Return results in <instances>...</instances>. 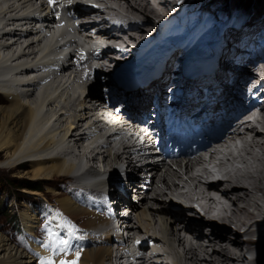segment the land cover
I'll return each instance as SVG.
<instances>
[{
    "label": "bare ground",
    "instance_id": "6f19581e",
    "mask_svg": "<svg viewBox=\"0 0 264 264\" xmlns=\"http://www.w3.org/2000/svg\"><path fill=\"white\" fill-rule=\"evenodd\" d=\"M4 1L6 3L0 10V22L3 24L0 27V44L8 35L15 36L16 40L3 46L11 56L9 64H6L7 61H4V65L1 63L0 51V74L13 70V77L0 79V160L3 159L0 161V169L18 173L16 176L24 179V183H27L26 179L37 182L59 179L73 183V188L90 189L94 196L103 197L98 187L100 184L88 186L83 182L84 173L74 171L76 166L86 163L84 159L88 163L87 173L97 172L98 176H103L107 167L111 183L110 195L118 199L117 202L111 200L110 203L121 217L123 232H127L115 234L113 228L109 227L104 235L99 234L102 226L108 224L109 220L106 212L101 211L97 198L90 205L87 199H76L74 190L61 194L58 206L62 213L68 214V223L73 227L72 235H69L70 230L66 232L64 229L60 213L53 216L51 230H60L69 239L67 259L75 260L74 253L79 251L77 264H264V114L259 120L262 128L245 130L240 135V145L229 151L232 158L241 163L240 166L231 163L230 167L219 166L216 171L207 165L202 166V176H214L215 179L209 183L198 179L190 184L185 196L189 201L196 202V207L195 204L184 205L167 192L181 187V182H188L186 176L193 177L191 164L174 168L165 162H158L137 168L127 157V179L123 180L118 169L119 159L122 161L123 156L122 153H113V138L107 136L101 139L97 136L94 139L97 142L92 146L91 142H87L90 133L95 131L92 130V125L102 121L100 117L103 112L100 116L97 113L100 104H95L93 98L101 96L102 90L108 85L100 80V73L111 71L108 67H112L115 61L110 59L114 58L113 54L120 53L127 58L131 53L128 58L130 62L135 56L136 45L152 38L156 42H163L162 51L179 53V46L172 35L174 25L188 23L191 16H185L184 12L196 10L201 0L199 3L189 0L190 5L182 9L179 4L184 0H96L107 11L97 8L93 15H88V11L80 10L79 16L89 18L79 25L81 31L96 32L103 39L100 41L92 34L86 35L88 42L94 44L91 48L93 52L101 49L97 57L100 60L98 73L89 69L87 60L76 62V50L69 59H64L61 54L49 55L48 58L47 55L39 56L43 47L38 38L42 34L33 25V17H28L31 22H15L26 19L18 17L27 13L37 1ZM46 1L40 0L42 6L39 8L47 12V17L52 18V12H49L53 8L52 4ZM194 1L195 5L191 4ZM79 6L81 5L78 4L77 7ZM106 12L111 15L105 16ZM132 15L134 18L141 17L138 21H131ZM242 15L237 17V21H232L235 19L233 18L229 26L221 30L223 44L219 63L211 78L218 82V88L223 92L229 82L239 75L240 67L249 55L260 53L264 44V37L255 41L259 29L264 27V4L238 21ZM164 19L168 21V26L161 31L157 24L158 20ZM18 25H25L26 28L22 29ZM253 30L255 36L250 34ZM20 38L28 40L22 41ZM161 58V71L167 73L160 74L159 85L155 84V90L143 84L145 88L128 92L125 87H121L122 82L119 81L110 87L118 90L112 96L113 99L107 98L108 102L113 104L115 97L122 101L126 98L124 103L127 102L128 106L121 107V113L127 116L135 114L142 107H149L156 92L161 91L162 98L168 95L175 97L183 82H193L183 81L174 73L176 54ZM60 62L64 63L60 65ZM59 65L61 71L72 70L74 78L82 74V78L84 76L90 79L85 86L86 95L81 91L68 98V88H63L62 84L61 89L48 91L43 98L37 97L35 90L39 82L26 75L45 68L49 69L47 76L53 75L55 78L58 77V71L52 68ZM82 65L88 69L83 70ZM248 76L254 75L250 73ZM42 80L43 77H40L39 81ZM137 82L141 83V80L138 79L135 83ZM199 87L200 85L193 84L188 91L184 89L182 93L187 91L197 97ZM204 96L203 94L201 99H205ZM118 105L114 107L118 108ZM44 110L46 112L42 116ZM247 132L252 134L247 136ZM59 145L60 153H52L54 147ZM69 157L78 161L69 162ZM25 161H28L27 164ZM23 165L27 169L22 170ZM101 165L104 169L99 168ZM111 169L115 171V176L110 172ZM137 171L139 173L136 174ZM20 190L26 193V197L41 195L40 191L32 189ZM81 193L85 196L87 191L81 190ZM132 196L139 200L132 199ZM24 205L25 209L21 211L23 224L34 234L38 226L36 208L32 204ZM127 208L134 214V221L133 215L126 219L122 213ZM74 215L83 216L87 225H80L72 219ZM196 216L203 218L196 219ZM81 226L85 229L80 228ZM90 232L92 234L89 235ZM36 239L31 240V245L58 264L59 255L44 249ZM133 239H142L143 246L136 248L134 242V245L131 244ZM112 241L118 243L117 247L111 245ZM0 264H37V260L28 249L19 248L10 238L0 233Z\"/></svg>",
    "mask_w": 264,
    "mask_h": 264
},
{
    "label": "rangeland",
    "instance_id": "374dc122",
    "mask_svg": "<svg viewBox=\"0 0 264 264\" xmlns=\"http://www.w3.org/2000/svg\"><path fill=\"white\" fill-rule=\"evenodd\" d=\"M186 1H189V0H186ZM195 1H197L199 3L200 0H195ZM195 1L191 2V4L195 5ZM233 1H236V2H233ZM263 4H264V0H217V1L216 0H201L200 4L197 5L198 8L196 9V11L204 10V11L211 12L213 9H215L216 11L214 10L215 12L213 11V13L217 17V15H218L217 11L218 10H220L224 13H230V9L234 8L235 9L234 14H231V15L225 14L226 23L224 24V28L222 29V30H224L225 28H227V26H229V24L233 18H235V19H233L232 21H237V17L241 16L243 14L242 17L240 19H238V21H239L247 13H251L252 11L255 10V8L261 7ZM189 11H193V9H190ZM189 15H190V13H189ZM140 17L141 16H139V18ZM220 17H222V15H220ZM121 19H123V18H121ZM212 31L213 30H206L203 34V38L208 39L209 37H211L212 36L211 34L214 33ZM259 32H260V29H259ZM250 34L255 36L254 32H251ZM245 37H247V35ZM102 74H108V73L107 72L105 73V71L104 72L102 71ZM117 90L118 89H116V88L113 89V94H115V92H117ZM45 112L46 111L44 110V112L42 113V116L45 114ZM0 161H3V159H1ZM84 161L87 163L86 159H84ZM27 162L25 161L26 164H27ZM99 168L104 169V166L101 165ZM25 169H27V166L23 165L22 170H25ZM76 169H78V167ZM74 172L78 173V172H76V170ZM110 172L114 174L115 171L111 169ZM75 173H73V174H75ZM17 174L18 173H16V172H7V171H4L3 169H0V233L3 235H6L8 238H10L12 240V242L15 245H17L19 248L26 249L24 247H20L19 246L20 244L18 245V243H16L14 236H12V234L10 232L14 226H16L18 224H23V221L21 218V211L23 209H25L24 204H30V205L32 204L36 208L35 204H38L41 200L46 199V198H48L52 202H55L56 204H58V198L61 197V194L68 193V191L75 190V188H73V186H74L73 183H71V182L68 183V181H61L59 179H55V180H52L49 182H47L46 180L37 182V181H31L29 179H26L25 182L27 181V184L38 185V186L43 187L42 190L32 189V190H36L38 192L40 191L41 195H38L35 198L26 197L25 196L26 193L21 192V190H20V189H24V188H18L17 187V186H19L17 184H23L24 183V181H23L24 179H20L19 177H17L16 176ZM114 176H115V174H114ZM138 177H139V175H138ZM125 179H127V178H125ZM83 180H85V173H84V179ZM28 182H30V183H28ZM68 184L70 185L69 187H68ZM121 185H122V183H121ZM122 187H123V185H122ZM27 190H29V189H27ZM134 198L135 197L132 196V199H134ZM135 199L139 200L138 198H135ZM192 214H194V213H192ZM74 216L75 217H71V218L74 219L75 221H77L80 225H87V220L84 219L83 216H77V215H74ZM199 218H203V216H200V217L196 216V219H199ZM134 220L135 219L132 218V221H134ZM66 232H68V231L66 230ZM126 233L127 232H125L124 234H126ZM140 240H142V239H140ZM131 242L130 243L132 245H134L133 242H135V239L131 240ZM140 244L136 245V248L143 246L142 242H140ZM62 258L66 259L64 254H62Z\"/></svg>",
    "mask_w": 264,
    "mask_h": 264
},
{
    "label": "snow or ice",
    "instance_id": "6c2138e0",
    "mask_svg": "<svg viewBox=\"0 0 264 264\" xmlns=\"http://www.w3.org/2000/svg\"><path fill=\"white\" fill-rule=\"evenodd\" d=\"M49 4L55 3V0H48ZM69 235H72L71 232H69ZM41 246L49 250L51 252H54L56 255L64 254V256L68 255V251L70 248V241L69 239L60 236L58 233L52 231L51 229H47L46 227V238L45 240L41 241ZM76 259L75 260H68V259H60L59 264H77V261L80 256V252L76 251L74 253ZM48 259V264H55L50 258Z\"/></svg>",
    "mask_w": 264,
    "mask_h": 264
},
{
    "label": "trees",
    "instance_id": "16d2710c",
    "mask_svg": "<svg viewBox=\"0 0 264 264\" xmlns=\"http://www.w3.org/2000/svg\"><path fill=\"white\" fill-rule=\"evenodd\" d=\"M30 183V182H28ZM19 186H17L18 188H24V187H27L29 189H38V190H42L43 187L41 186H38V185H31V184H27V183H23V184H17Z\"/></svg>",
    "mask_w": 264,
    "mask_h": 264
}]
</instances>
